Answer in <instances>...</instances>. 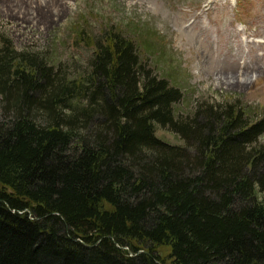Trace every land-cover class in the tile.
Masks as SVG:
<instances>
[{
  "label": "trees",
  "instance_id": "trees-1",
  "mask_svg": "<svg viewBox=\"0 0 264 264\" xmlns=\"http://www.w3.org/2000/svg\"><path fill=\"white\" fill-rule=\"evenodd\" d=\"M94 44L67 79L0 41V264H264V117L179 119L132 39Z\"/></svg>",
  "mask_w": 264,
  "mask_h": 264
},
{
  "label": "rangeland",
  "instance_id": "rangeland-1",
  "mask_svg": "<svg viewBox=\"0 0 264 264\" xmlns=\"http://www.w3.org/2000/svg\"><path fill=\"white\" fill-rule=\"evenodd\" d=\"M108 32L132 39L143 62L181 89L179 119L227 104L264 117V0H0V41L39 54L67 79L89 72ZM156 134L183 144L167 128Z\"/></svg>",
  "mask_w": 264,
  "mask_h": 264
},
{
  "label": "bare ground",
  "instance_id": "bare-ground-1",
  "mask_svg": "<svg viewBox=\"0 0 264 264\" xmlns=\"http://www.w3.org/2000/svg\"><path fill=\"white\" fill-rule=\"evenodd\" d=\"M231 81H232L233 86H245V84H242L240 82H234V80H231Z\"/></svg>",
  "mask_w": 264,
  "mask_h": 264
}]
</instances>
